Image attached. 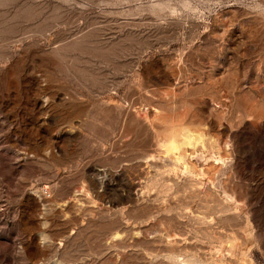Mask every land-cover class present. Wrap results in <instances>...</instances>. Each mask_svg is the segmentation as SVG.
Instances as JSON below:
<instances>
[{
	"label": "rangeland",
	"instance_id": "rangeland-1",
	"mask_svg": "<svg viewBox=\"0 0 264 264\" xmlns=\"http://www.w3.org/2000/svg\"><path fill=\"white\" fill-rule=\"evenodd\" d=\"M146 2L0 0V264H264V19Z\"/></svg>",
	"mask_w": 264,
	"mask_h": 264
},
{
	"label": "clouds",
	"instance_id": "clouds-1",
	"mask_svg": "<svg viewBox=\"0 0 264 264\" xmlns=\"http://www.w3.org/2000/svg\"><path fill=\"white\" fill-rule=\"evenodd\" d=\"M228 6H239L260 19H264V0H203L202 6L191 5L188 0L185 5L186 18L188 20L203 19L222 11ZM145 7L148 11L167 19H178L182 13L173 11L164 0H147Z\"/></svg>",
	"mask_w": 264,
	"mask_h": 264
}]
</instances>
